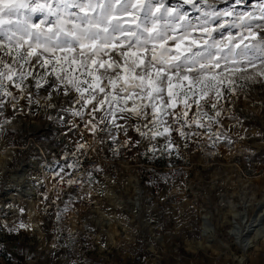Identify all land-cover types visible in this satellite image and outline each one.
<instances>
[{
  "label": "snow or ice",
  "instance_id": "1",
  "mask_svg": "<svg viewBox=\"0 0 264 264\" xmlns=\"http://www.w3.org/2000/svg\"><path fill=\"white\" fill-rule=\"evenodd\" d=\"M241 3L218 9L209 0H182L201 13L193 24L180 4L169 6L167 0H0V133L33 106L41 107L47 120L75 130V151L65 154L52 177L81 190L85 181L73 172L83 167L81 155L99 145L119 157L146 140L142 155L181 159L182 148L204 135L196 129L208 133L211 146L222 139L233 143L226 132L213 131L223 124L221 102H234L244 87L238 78L264 80V0L237 13ZM34 16L42 18L34 22ZM233 16L231 23L223 20ZM226 27L241 31L216 39L214 33ZM197 30L201 38L181 48ZM170 40L174 46H168ZM8 107L11 117L5 116ZM102 171L99 165L85 169L87 182ZM68 207L65 202L63 211ZM31 227L23 221L0 225L9 233Z\"/></svg>",
  "mask_w": 264,
  "mask_h": 264
},
{
  "label": "rangeland",
  "instance_id": "2",
  "mask_svg": "<svg viewBox=\"0 0 264 264\" xmlns=\"http://www.w3.org/2000/svg\"><path fill=\"white\" fill-rule=\"evenodd\" d=\"M209 2L222 9L234 0ZM167 3L180 4L188 19L199 23L201 13L191 5L182 0ZM258 3L242 0L235 10L250 11ZM223 20L231 23L236 17ZM239 31L226 27L214 36L219 40ZM181 35L178 30L177 40ZM199 38V30L192 32L181 48ZM175 43L170 40L168 46ZM237 83L244 87L237 89L233 103L221 102L226 109L223 124L213 127L226 132L233 143L222 139L211 146L208 133L196 129L204 135L182 148L181 159L142 155L149 147L146 140L122 150L119 157L105 145L90 156L81 155V160L93 159L103 169L97 179L100 190L89 195L91 205L97 206L93 219H65L76 202L71 200L64 212L65 202L59 204L49 192L57 184L53 171L66 162L60 157L75 151L79 134L47 120L38 106L18 114L0 133V225L23 221L32 227L15 233L0 229V264H264V80L238 78ZM12 115L13 109L6 108L5 116ZM65 118L71 122L67 114ZM3 120L0 117V123ZM130 134L140 139L134 131ZM68 191L66 199H75L81 186Z\"/></svg>",
  "mask_w": 264,
  "mask_h": 264
},
{
  "label": "crops",
  "instance_id": "3",
  "mask_svg": "<svg viewBox=\"0 0 264 264\" xmlns=\"http://www.w3.org/2000/svg\"><path fill=\"white\" fill-rule=\"evenodd\" d=\"M72 142H74V141H72ZM3 143H4V141H3ZM97 151H98V149H97ZM91 154H92V152H90L88 154V156H90ZM101 155H103V154H101ZM62 156L63 157H60V158H62L61 160L64 159L65 154ZM93 175H95V176H93L92 181L89 184H87V186H85L86 188L83 187V190H81L80 193L78 195H76L77 197L75 199H72V197H69L68 199H66L65 192L55 194V195L50 194V197L51 196L57 197V195H59V199H58L59 204H62L64 202L70 203L71 200L76 202V204L74 205L75 208L73 210L68 211L65 219H93L94 218V216H95L94 212L96 211L97 206L91 205L92 203L90 202L91 200H90L89 193L93 194V193H96L98 190H100V188H99L100 185L97 184V181H99V180H97V179L102 178L103 175L99 172H96V173L94 172ZM67 192H69V191H67ZM64 197H65V199H64ZM78 202L80 203V205H77ZM60 206L61 205H58V207H60ZM91 215H93V216L91 217Z\"/></svg>",
  "mask_w": 264,
  "mask_h": 264
},
{
  "label": "built area",
  "instance_id": "4",
  "mask_svg": "<svg viewBox=\"0 0 264 264\" xmlns=\"http://www.w3.org/2000/svg\"><path fill=\"white\" fill-rule=\"evenodd\" d=\"M41 154L43 155L44 153L41 152ZM82 163H83V167L81 168L80 172L79 173L73 172V176L76 177L77 179L86 181L88 178L86 175H84L85 169L91 170L94 165H97V162L93 159L88 158V159H82ZM74 186L78 187L80 185L77 184L73 186H67L62 184H56L51 186L49 192H52L53 194L64 193ZM31 194L34 195V193H30V195Z\"/></svg>",
  "mask_w": 264,
  "mask_h": 264
},
{
  "label": "bare ground",
  "instance_id": "5",
  "mask_svg": "<svg viewBox=\"0 0 264 264\" xmlns=\"http://www.w3.org/2000/svg\"><path fill=\"white\" fill-rule=\"evenodd\" d=\"M49 125V124H48ZM54 131H60V129L59 128H56V127H51ZM62 141L64 142L65 141V138L64 139H62Z\"/></svg>",
  "mask_w": 264,
  "mask_h": 264
}]
</instances>
